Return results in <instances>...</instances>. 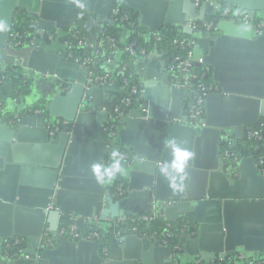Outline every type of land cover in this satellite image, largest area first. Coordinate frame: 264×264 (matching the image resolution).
<instances>
[{"label": "water", "instance_id": "1", "mask_svg": "<svg viewBox=\"0 0 264 264\" xmlns=\"http://www.w3.org/2000/svg\"><path fill=\"white\" fill-rule=\"evenodd\" d=\"M219 4L264 18V0H0V50L14 49L9 34L15 8L26 11L40 37L71 24L81 12L104 23L128 6L146 31L168 25L196 37L195 51L219 86L205 97L206 126L196 128L186 111L187 87L147 70L140 80L141 102L119 115L113 139L105 126L107 109L115 104L111 95L125 93L118 83L92 86L91 100L84 101L89 67L44 45L20 50L29 69L57 80L44 114L21 106L9 114L13 123L0 119V238L26 240L19 255L9 251L11 264H105L100 243L87 239L89 220L106 224L149 211L196 227V234L181 235L182 252L191 258L209 263L240 251L264 256V177L254 155H242L232 167L221 149L223 143L235 148L236 137L247 140L246 130L264 118V32L234 19L217 20L210 32L187 25L215 16ZM57 5L71 9L58 23L44 16L45 7ZM61 121L66 123L52 135ZM125 147L139 159L124 171L126 187L118 197L104 182L105 167ZM51 202L54 209H48ZM71 224L80 240L58 234L61 225ZM44 233L54 239L53 247H41ZM117 242L110 244L109 264H173L170 247L157 240L132 232Z\"/></svg>", "mask_w": 264, "mask_h": 264}, {"label": "built area", "instance_id": "2", "mask_svg": "<svg viewBox=\"0 0 264 264\" xmlns=\"http://www.w3.org/2000/svg\"><path fill=\"white\" fill-rule=\"evenodd\" d=\"M117 13H119L120 7L117 9ZM216 15L219 19H234L237 22L241 23H253L254 31L257 34L264 32V18L259 16L257 12L251 10H242L233 5L225 6L224 4H219L216 8ZM128 19L126 15L124 17ZM97 20V19H96ZM35 25V24H34ZM188 26L192 27L194 30H202V31H210L215 28L216 22L211 20H202V21H190ZM172 29V28H171ZM36 25L32 31V33H28L27 31L23 32L27 34L26 37L27 42H24V36L20 31L12 30L9 34V43L13 47H20L22 44H32L34 45L38 39V35L36 34ZM169 38H165L164 35L159 32H150L151 39L155 41V47L157 48V43L163 42L167 39L168 42L173 44L179 49H188L185 55L182 54H174L173 56H168V67L172 72L179 73L180 75V85L187 87L190 91V97L187 99V113L190 121L196 128L204 127L205 125V97L210 92H216L219 90V86L216 82L212 80L211 72L206 63H204V57L202 55H197L195 51V45L197 43L196 39L188 37V36H176L171 30H169ZM41 37H44L43 33H41ZM49 40H52L55 37L54 33L47 34L46 36ZM107 41L115 45V39L107 36ZM84 42V41H83ZM102 42V41H101ZM90 46H93L90 43ZM194 50H193V49ZM125 51L131 55H137L145 57L149 50L146 47H138L136 48V44L130 43L126 45ZM67 56L70 60H76L81 62L84 66L89 67V74L87 76V82L85 84V91L83 94V100L89 101L91 97L88 95L89 90L92 86L95 85H103L104 83H116L114 78L111 76L109 71L104 72H95L92 67L94 65L93 60L90 58L84 57H76L73 55V52H68ZM108 62H111V59L108 58ZM196 64H200L201 66H196ZM126 69V65L123 66ZM123 85H120L124 91L129 90V94L127 96L122 97L118 100L117 103L110 106L108 108V120L105 126L109 136L113 139L118 138L119 131V115L122 114L123 109L132 107L133 105H138L142 99V88L141 85H130L129 80L126 77L122 78ZM1 105V101H0ZM105 109V108H103ZM34 113L42 114L43 111L40 107L34 109ZM9 123L14 122V118H10L8 120ZM66 121H61L56 127L51 128L50 133L53 135L56 130H58L61 126H63ZM248 140L252 141L250 145L251 153L255 156V166L258 169L260 175L264 177V118L260 119L257 125L253 128L247 129L245 132ZM228 146V145H227ZM114 155V154H113ZM113 155L109 156L106 160V163H109L110 160L116 159ZM222 155L226 162L234 167L236 166L241 156L238 151H235L231 148H225L222 150ZM117 159L122 163L121 174L124 176L126 168L130 167L133 162L139 159L138 155L134 152H129L123 150L122 152L117 154ZM107 180V177L105 176ZM125 188L122 183H119L115 186V195L118 197L123 196ZM55 206L53 202L48 205V209H54ZM165 220V216L163 212L159 211H149L145 213L135 214L131 217L128 215L122 216L120 218L114 219L110 222H107L105 225L108 227H119L125 225L128 221L129 228H123L115 231L114 238L119 241L120 238L128 233H136L140 237L150 240H157L161 245L169 246L171 249V259L173 264H264V256H252L247 254L244 251H240L236 254L228 253L225 257L216 256L209 263H202L199 258H194L189 262L183 263V261L179 260V255L183 251L182 241L174 242L172 238L171 232V224L166 222L164 224V230L159 232L157 229H151L152 225L157 220ZM90 226L87 234V239L92 241H97L100 243V254L103 258L105 264H109L110 262V246L102 242L104 237L103 233L100 231L101 225L104 224L100 222L97 218L90 219ZM94 224L96 226H94ZM128 224V223H127ZM182 232H188L190 235H194L197 232L195 226H191L188 224H184ZM58 234L65 237L69 240H80L81 232L78 227L74 224L71 225H61ZM26 240L22 237H14L10 241L6 243V246L9 251L14 250L15 255H19L21 253L22 247L25 245ZM55 245L54 239L49 236V233H44L41 239V247L48 248L53 247Z\"/></svg>", "mask_w": 264, "mask_h": 264}, {"label": "trees", "instance_id": "3", "mask_svg": "<svg viewBox=\"0 0 264 264\" xmlns=\"http://www.w3.org/2000/svg\"><path fill=\"white\" fill-rule=\"evenodd\" d=\"M224 5L228 6L229 4ZM126 15L128 16V19L124 18ZM137 18V11L128 6H120L119 13L113 14L104 23L97 21L96 18L90 13L81 12L74 18L71 24L63 26L59 30L60 33L58 31H54L53 33L55 37H58L62 43H67V45L65 44L66 52H73V55L76 57L92 59L94 63L92 69L95 72L109 71L115 82L119 85H123L122 78L126 77L129 80L130 85L136 84L140 86V81L134 72L136 60L140 58V56L127 53L125 51V47L126 45L134 42L136 44V48L146 47L147 50H150L155 47V41L148 39V37L145 35L147 32L145 28L138 27ZM207 20L217 22L218 16H210L207 18ZM34 27L35 25L26 17L25 12L17 11L14 14L12 30L14 29L20 31L24 36V42L28 41L26 40L28 35L24 34L23 32L27 31L28 33H32ZM169 30H171V32L176 36L184 35L196 39V37L192 35L183 34L174 26L166 25V27L160 29L159 32H161L165 38H169ZM59 34L63 35L59 36ZM107 36L115 39V45H112V43L107 41ZM86 41L91 42L93 46L86 44ZM157 46V48H161L167 52L166 54L170 57L179 53L185 55L188 51V49L184 50L177 48L168 42L167 39L163 42L157 43ZM108 58L111 59V62H108ZM124 65H126V69L123 68ZM207 66L209 67L212 76V68L209 65ZM29 85V77L23 75L22 72L18 70V68H5L0 64V119L8 116L11 113L10 108H8L10 100H16V98L21 94L27 93ZM128 94L129 90L127 89L124 94L117 95L115 103ZM40 108L44 114L46 112L45 106H40ZM124 110H126V108L123 109V111ZM6 118L10 120V117ZM247 142L248 146L246 149L239 151L233 148V150L238 151L240 156L244 154H250V145L252 144V141L247 139ZM225 148H228V146L227 144L223 143L221 149L224 150ZM124 150L133 152L128 147H125ZM113 156L116 157V159L114 158L110 160L109 163H106L105 169H111L114 163H118L122 169V163L118 161L117 154H114ZM120 172L116 173L115 178L110 182L112 185L111 191L113 193H115V186L119 183H122L124 188L126 187V179ZM128 216L131 217L133 215ZM166 222L171 224V240L173 239L174 242L180 241L181 235L184 233L181 231V229L183 225L186 224L185 219H178L177 221L160 219L152 225L151 229H157L159 232H161L165 229L164 224ZM127 223L116 228L108 227L107 225L102 224L100 229L104 235L102 242L109 246L113 242L118 243L114 238L115 231L123 228L128 229L130 221ZM94 226L96 225L94 224ZM184 256L185 254L183 252L180 253L178 257L179 260L183 261Z\"/></svg>", "mask_w": 264, "mask_h": 264}, {"label": "crops", "instance_id": "4", "mask_svg": "<svg viewBox=\"0 0 264 264\" xmlns=\"http://www.w3.org/2000/svg\"><path fill=\"white\" fill-rule=\"evenodd\" d=\"M19 10L18 8H15L13 10V17L14 14ZM58 11V14H57ZM65 11H71L69 7H65L62 5L57 6H47L44 8V16L48 19H52L56 21L57 23L61 20L66 19V15H63L62 12ZM25 12L26 15V11ZM27 17V16H26ZM54 31H58L57 29H53L50 34H52ZM59 32V31H58ZM43 33V32H42ZM60 33V32H59ZM44 37H38L36 43L34 45L32 44H24L20 47H13L14 49H6V50H0V64L7 68V67H16L18 70L22 72L23 75L29 77L30 79V85L28 87V92L21 94L19 97L16 98V100H10L9 107L10 111L16 110L19 107H25L26 109L30 107H40L44 106L45 99L49 96L51 93L53 86L56 84V78L54 76H50L49 74H43L36 70H31L27 67V55L23 53L20 50H23L28 47H38L40 45H44L47 47L48 51L58 52L62 51V55L65 57L66 60H69L73 63L78 64L80 67H86L81 62L70 60L67 56V53L65 48V44L62 43L60 39L54 38L52 40H49L46 36L47 34H44ZM63 34H59L61 36ZM145 35L148 37V39H151V33L147 31ZM88 41H86L87 44ZM163 49L161 48H152L149 50V53L145 56L138 58L136 60V66H135V74L137 75L139 81L141 78L146 76L147 70L150 71L153 74H159L166 80H170L174 84H180V75L179 73L172 72L168 67V55L166 54ZM197 55H201V53L197 52ZM25 97H28L27 103L23 102V99ZM117 98L116 94L111 95V101H115ZM21 100V102L19 101ZM34 115V113H30ZM9 117V115L7 116ZM31 122L34 124L35 120L31 118ZM245 139H241L239 137L235 138V149H246L244 146ZM105 225V223H104ZM6 243L4 239L0 238V264H11L10 262V252L6 246ZM12 255V254H11ZM194 258H191L187 255L184 256L183 263H186L190 260H193Z\"/></svg>", "mask_w": 264, "mask_h": 264}, {"label": "clouds", "instance_id": "5", "mask_svg": "<svg viewBox=\"0 0 264 264\" xmlns=\"http://www.w3.org/2000/svg\"><path fill=\"white\" fill-rule=\"evenodd\" d=\"M122 169L118 163H114L111 169L105 170V175L107 180L104 182H111L115 178L116 173L120 172Z\"/></svg>", "mask_w": 264, "mask_h": 264}, {"label": "rangeland", "instance_id": "6", "mask_svg": "<svg viewBox=\"0 0 264 264\" xmlns=\"http://www.w3.org/2000/svg\"><path fill=\"white\" fill-rule=\"evenodd\" d=\"M91 42H87L88 45H90ZM244 143V146L247 147L248 146V142L247 140L242 141ZM239 151H242V149H239Z\"/></svg>", "mask_w": 264, "mask_h": 264}]
</instances>
